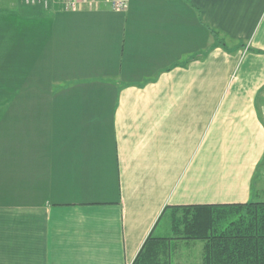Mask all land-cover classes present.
<instances>
[{
  "label": "crops",
  "instance_id": "0c3cea01",
  "mask_svg": "<svg viewBox=\"0 0 264 264\" xmlns=\"http://www.w3.org/2000/svg\"><path fill=\"white\" fill-rule=\"evenodd\" d=\"M251 200L264 0H0V264H132L167 206Z\"/></svg>",
  "mask_w": 264,
  "mask_h": 264
},
{
  "label": "trees",
  "instance_id": "16d2710c",
  "mask_svg": "<svg viewBox=\"0 0 264 264\" xmlns=\"http://www.w3.org/2000/svg\"><path fill=\"white\" fill-rule=\"evenodd\" d=\"M158 223L170 233L152 232L132 264H170L173 238L204 240L203 264H264V201L170 205Z\"/></svg>",
  "mask_w": 264,
  "mask_h": 264
},
{
  "label": "built area",
  "instance_id": "2783aa9c",
  "mask_svg": "<svg viewBox=\"0 0 264 264\" xmlns=\"http://www.w3.org/2000/svg\"><path fill=\"white\" fill-rule=\"evenodd\" d=\"M50 0H25L28 4L43 3L45 6H48ZM111 7L117 11H123L128 8L130 0H107Z\"/></svg>",
  "mask_w": 264,
  "mask_h": 264
},
{
  "label": "rangeland",
  "instance_id": "374dc122",
  "mask_svg": "<svg viewBox=\"0 0 264 264\" xmlns=\"http://www.w3.org/2000/svg\"><path fill=\"white\" fill-rule=\"evenodd\" d=\"M159 232H162V231H159ZM164 232H167L168 234L170 233V231H168V229H165Z\"/></svg>",
  "mask_w": 264,
  "mask_h": 264
}]
</instances>
